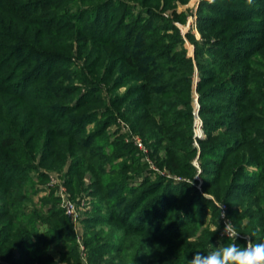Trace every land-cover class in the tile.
Listing matches in <instances>:
<instances>
[{"label": "trees", "instance_id": "obj_1", "mask_svg": "<svg viewBox=\"0 0 264 264\" xmlns=\"http://www.w3.org/2000/svg\"><path fill=\"white\" fill-rule=\"evenodd\" d=\"M186 2L0 0V264H81L52 172L91 197L88 264H188L229 243L204 225L219 201L264 241V0H201L199 38Z\"/></svg>", "mask_w": 264, "mask_h": 264}, {"label": "rangeland", "instance_id": "obj_2", "mask_svg": "<svg viewBox=\"0 0 264 264\" xmlns=\"http://www.w3.org/2000/svg\"><path fill=\"white\" fill-rule=\"evenodd\" d=\"M200 1L201 0H188V2H186L184 4H178V6L176 7L177 12H180L182 14V16L185 17V20L183 22H175L177 27L180 29V32H181L182 35H185L187 32H190L193 35H195L196 38L200 37V34H199L198 30L196 29L197 7H198ZM184 40H185L184 47L187 50V54L190 55V56H193L194 45L186 37H184ZM196 81H197V72L195 71L194 86H193V107H194V116H195V119H194V136H196L198 138H202V137H204V131L202 129V121L198 117V114L196 115V112H195L196 109H198V102H197V100H195V98H197V94H196V91H195ZM92 127L93 126H89L88 128L91 130ZM115 128H116L115 125H113V126L110 125L107 128V130L108 129L109 130L110 129L114 130ZM130 131H131V129H130ZM118 132H119V134H123L125 136V140H130L131 139V133L134 135L133 131H131V132L123 131L121 129L120 125H119ZM136 136H138L141 139V137L139 135H136ZM194 145L198 148V144L196 142H194ZM145 152H142V153H145ZM197 158H198V156H195L192 159V163L197 169V173L194 176V179L197 180V183H195L193 181H191V183L193 185H195V187L199 191H201L200 179H199V176H198V172H200V167H199V162H198ZM49 174L53 175V172L49 173ZM176 179H178V178L176 177ZM41 186L43 187V186H46V185H41ZM203 194H204V196L211 198V196H209L208 194H205V193H203ZM35 199H36V196H35ZM76 199H78V197L73 198V200H76ZM80 203H81V206H82V210L80 211L81 220H82L83 217L86 214L85 213V207L87 208V207H89L92 204L91 197L85 195L84 197H82V199H80ZM216 204L217 205L218 204H225L226 207L229 208L228 205L225 202H222V201L216 202ZM218 213H219V215L218 216H214V217L212 215H209L207 212L205 213L204 225L208 226V228H209V230L211 232H212L211 229H212L213 226H218V227H221V228L223 227V223H222L221 218H220V209H218ZM226 215H227V210H226ZM227 218L232 223L231 219L228 216H227ZM82 227H83V225H82ZM214 234H217V236H219L218 239L221 238L219 232H216ZM241 235H243V234H241ZM244 235H247V234H244ZM79 238H80L81 244H83L82 243L83 242V233L80 234ZM218 242L219 241H217L216 244H218ZM51 252H52V254L54 255L55 258H58V252H57L56 249H51ZM79 255H80V259H81L80 260L81 264H88L87 260H86L85 252L84 251L80 252Z\"/></svg>", "mask_w": 264, "mask_h": 264}, {"label": "clouds", "instance_id": "obj_3", "mask_svg": "<svg viewBox=\"0 0 264 264\" xmlns=\"http://www.w3.org/2000/svg\"><path fill=\"white\" fill-rule=\"evenodd\" d=\"M213 2L214 0H208V3ZM248 2L251 3V0ZM223 217V227L213 226L211 230L214 233L219 232L220 237L226 238L229 243L214 247L207 254L196 251L188 264H264V241L253 243L251 236L241 235L242 233L237 231L225 213ZM239 239L245 240V244L233 242Z\"/></svg>", "mask_w": 264, "mask_h": 264}, {"label": "built area", "instance_id": "obj_4", "mask_svg": "<svg viewBox=\"0 0 264 264\" xmlns=\"http://www.w3.org/2000/svg\"><path fill=\"white\" fill-rule=\"evenodd\" d=\"M118 124L120 125V127L123 131L131 132L127 123L118 119ZM130 140L133 141L134 144H136V146L142 152L146 151L143 142L141 141V139L138 136L133 135L131 133V139ZM49 183L53 186L55 195L59 199V206L62 208L64 214L66 215V217L69 219V221L71 222V224L73 226L74 232L76 234V237H77V240L79 243L80 252H83L84 249H83V246H82L80 238H79L80 234L82 233V223H81V215H80V211L82 210V206H81V203H79V204L77 203L78 201H80V199L78 198L76 200H73V198H71V196L69 195V192L67 191L65 185L62 183L61 178H59V176L57 174H55V173H53V175L50 174ZM218 206L220 209V218H221L222 223L224 224L223 213L226 214L227 207L225 204H218Z\"/></svg>", "mask_w": 264, "mask_h": 264}, {"label": "water", "instance_id": "obj_5", "mask_svg": "<svg viewBox=\"0 0 264 264\" xmlns=\"http://www.w3.org/2000/svg\"><path fill=\"white\" fill-rule=\"evenodd\" d=\"M195 100H197V98H195ZM195 112H196V115H197V114H198V109H196V111H195Z\"/></svg>", "mask_w": 264, "mask_h": 264}]
</instances>
